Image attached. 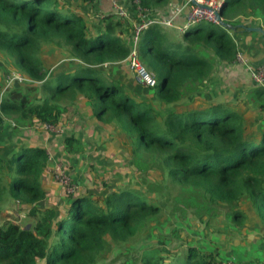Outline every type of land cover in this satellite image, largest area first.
Instances as JSON below:
<instances>
[{"label":"trees","instance_id":"obj_1","mask_svg":"<svg viewBox=\"0 0 264 264\" xmlns=\"http://www.w3.org/2000/svg\"><path fill=\"white\" fill-rule=\"evenodd\" d=\"M58 2L0 0V59L9 69L0 78V200L6 193L19 211L26 209L35 219L30 229H24L28 223H0V264L41 260L96 264L113 242L126 243L147 229L154 234L160 220L170 221L172 234L186 240L191 236L184 225L195 218L206 224V230L211 227L231 236L230 241L247 226L264 228V120L254 125L247 118L253 111L264 114V87L238 106L209 99L195 103V96L186 100L188 90L210 79L220 63L236 62L239 50L232 32L243 29L203 21L174 42L162 26H149L142 34L139 56L155 74L157 85L152 95H139L99 66L129 55L130 46L120 37L128 30L125 21L116 14L105 16L102 30L93 35L83 16L61 14ZM141 2L152 9L155 1ZM220 13L234 26H258L264 21V0H228ZM67 61L72 66L62 71ZM54 67L57 75L51 76ZM12 69L33 82L17 83L3 92L5 76ZM75 112L86 117L84 129L99 125L123 143L125 152L116 148L112 157L117 161L126 157L133 165L135 174H140L136 187L107 186L101 195L83 193L81 183L77 193L62 199L59 187L50 185L48 151L58 147L66 157L85 154L79 133L69 132L61 146L48 134L50 146L13 141V135L23 130L31 131L23 137L31 135L37 124L61 127ZM102 143L106 155L109 145ZM144 153L153 157L149 164ZM66 165L75 177L69 159ZM154 171L159 175L152 176ZM168 178L180 186L177 195L170 194ZM48 200L53 204H46ZM222 216L224 228H214L213 221ZM183 249L174 259L179 253L155 247L144 251L140 261L225 264L205 244L203 249L192 244Z\"/></svg>","mask_w":264,"mask_h":264},{"label":"crops","instance_id":"obj_2","mask_svg":"<svg viewBox=\"0 0 264 264\" xmlns=\"http://www.w3.org/2000/svg\"><path fill=\"white\" fill-rule=\"evenodd\" d=\"M58 1H59L58 4L61 6V14H68L70 11L72 13H76L78 15L83 16L87 22L89 33L93 35H98L99 32L102 30L104 26L105 16L116 14L115 9L113 7V0H96L93 4H83L81 3L80 0H58ZM117 1H119L121 5H123L131 14H133L134 9L131 3L132 0H117ZM154 1H155L154 4L151 6L152 9L150 8L151 10L155 12H162L163 14L164 13L168 14L171 13V11L175 7L183 5L186 0H159V2H156V0ZM135 19L137 20L138 17H135ZM246 19L247 21L248 20L250 21V18H243L244 21ZM254 20H256V18ZM260 25L264 27V21H261ZM129 29L130 28H128L126 33L123 35V38H121V40L126 41L127 43L131 35V30ZM240 30L241 29H239V31ZM242 31L243 30H241V32H232V34L237 42L239 52L245 55L246 61L244 63L235 62L233 64L220 63L218 65L217 70L212 74V77L210 78L212 82V87L215 88V91L213 92V94L215 95L214 96L210 95L209 100L218 103L238 106L243 102L244 103L248 102L251 99V97L254 96L256 88L261 89L264 87L256 84L251 77V69L253 67L260 64L264 65V36L258 32H245V31L242 32ZM172 39L174 42H178L181 40V37L178 39L176 38H172ZM69 69L70 68L66 69L65 66L62 67V71H69ZM122 72L124 76H126V79L129 80L131 74L130 73L128 74L127 70L125 71L123 70ZM55 75H57V72L54 67L53 72H51V76H55ZM126 79L124 80V82H126L128 87L136 91L139 95H143V94H146V96L149 94L152 95L154 90H150L149 93L148 92L146 93L142 90L143 84L136 83L139 86L137 87L132 82L133 84L130 85L128 83L129 81H126ZM135 86L138 89L134 88ZM195 97H196L195 103L200 102L203 99V98H199L198 96ZM251 104H253V102H251ZM253 112L247 118L248 120L253 121L254 125H257L260 121L264 120V114L262 115L261 113H257L255 111ZM73 114L76 117V121H78L77 124L80 123V120L83 123L78 125L79 127H74L75 121H73V118H71ZM73 114L70 116V118H68V120H66L65 124H63V126L67 128V134L69 132L72 133L73 131H77L79 133L78 138L82 139L85 142V146L90 142L93 143L95 140L100 139L99 134L95 135V133L92 132L94 134L93 135L91 132L83 128L85 125L84 118L86 117H84L82 113L75 112ZM93 126H89L88 129L96 130V127H98V125L96 124H93ZM102 132H104V135L103 136L101 135V142L102 141H105L107 143L108 141L110 142L108 143L109 149H108V153L106 154V155L108 154L110 155H108L106 158L105 156H103L104 154H101V159H99V161H101L102 166H104V168L107 169L106 166L110 167V165L115 161L114 158L112 157V154L116 152V148H120L119 152H121L122 146L124 145L122 142L119 141L117 136H113L110 133L107 134L108 131L106 129L104 130L101 127V133ZM28 133L30 132H25V135ZM87 133H90V135L88 136ZM21 134L23 133L20 132L17 136L13 135V141L18 145L24 144L28 146H33L34 143L41 142L50 146V143H52V140L49 138V136L45 137V135L43 134L40 135L41 133L32 132L31 135L25 136L26 138L23 137ZM121 135L124 137L123 133ZM64 139L65 137H58V140H54V141H57L58 146H61ZM102 149L104 148L102 147ZM49 151L52 153L53 156L56 157L58 155H61L60 153L62 150H60L57 147L56 150L50 149ZM84 155L85 154L79 156L67 155L71 166L73 165L76 171H78L81 168L83 163L82 159H84ZM53 161L54 160H52V163ZM52 163L51 160L49 159L48 169L50 168ZM75 176L77 177V174H75ZM49 177L51 182V183L49 182L50 185L52 187L54 185L56 186L55 188H58L59 186L56 184V182L54 183L51 173ZM58 189L60 190V188ZM211 232H212L211 237H209V239L210 238L211 239L208 240L209 243L207 245L208 247L207 250L213 251L217 255L218 259L223 260L224 262L235 261L238 264H264V228L262 226L260 225L247 226L242 230V234H237V237L235 238L233 237L232 241L229 240L231 236L227 237L225 233L219 234V232L215 230Z\"/></svg>","mask_w":264,"mask_h":264},{"label":"rangeland","instance_id":"obj_3","mask_svg":"<svg viewBox=\"0 0 264 264\" xmlns=\"http://www.w3.org/2000/svg\"><path fill=\"white\" fill-rule=\"evenodd\" d=\"M54 2V0H52ZM156 10V9H154ZM246 22L247 19L245 20ZM209 23L206 22L205 26H208ZM165 33H168L169 37L171 38H180L182 33L177 31L174 28L162 26ZM195 28V27H193ZM192 30V29H191ZM142 37V35H141ZM122 38V37H121ZM141 41V38H140ZM140 44V42H139ZM63 60V58L61 59ZM59 61L58 63H61L62 61ZM78 61V60H76ZM62 66H65L66 68L72 66V61L64 62ZM146 65V64H145ZM148 71L150 69L145 66ZM7 65L0 59V78L3 77L4 73L8 71ZM13 70V69H12ZM127 70L128 74L130 73L129 80L126 79V76H124L122 71ZM115 78H121L123 80L126 79V81H129L128 83L132 85L133 83L139 87L136 83H139L136 81L134 75L132 74L131 70L129 69L127 62L123 59L118 62H115L114 64H110L108 67L105 68L104 74L105 75H111ZM111 75V76H112ZM133 82V83H132ZM41 83V82H40ZM142 84V83H139ZM134 88H137V87ZM197 87V88H196ZM187 92L186 100L189 101V98L192 96H198L199 98L203 99H209L210 95L214 96L213 92L215 91V88L212 87V82L210 79H208L204 84L200 85L199 87L196 86ZM138 89V88H137ZM142 90L144 92H148L150 90H154L153 87H149L145 84L142 85ZM151 93V92H150ZM41 95L44 96L45 92L42 91ZM205 96V97H204ZM207 97V98H206ZM157 104V103H156ZM73 121H75L74 127H79L78 125L83 124L80 120V123L76 121L75 115H72ZM99 126V125H98ZM94 127V126H93ZM96 127V130H98V134L100 135L99 140H95L93 143L90 142L89 144H86L87 150L84 155V159H82V166L81 168L76 171L75 169L72 171L75 174H77V179L82 183V188L86 189V192L83 193H92V192H98L101 193V195L106 194L107 186L113 187L115 189H122V188H128L130 187H136V184L139 183V176L140 174L136 175L135 169H133V165L127 160L126 157L119 158V160H115L110 167L106 166L109 171H107L104 166H102L101 161V154H104L102 147L103 143L101 144V135H104V132L101 133V128ZM26 130L21 131V133L25 134ZM31 132V131H30ZM89 132H91L89 130ZM40 135H50L47 132H40ZM89 136L90 133H87ZM94 135V134H93ZM56 140H58V137H55ZM59 142V141H58ZM108 143H110L108 141ZM102 149V150H101ZM105 149V147H104ZM106 150V149H105ZM62 152V151H61ZM121 152H125L122 150ZM126 154V153H125ZM107 158L108 155H103ZM150 156V157H149ZM143 158L146 160V162L149 164V159L151 158L153 160V157L151 154L144 153ZM154 158H157L154 157ZM129 164L131 166H129ZM75 168V167H74ZM71 169V165H70ZM72 170V169H71ZM80 174V175H79ZM159 173L156 171L153 172L152 176H158ZM153 178V177H152ZM81 179V180H80ZM155 180V178H153ZM168 186H169V192L171 195H177L180 192V186L175 183L172 178L166 179ZM142 190H146L144 187ZM92 191V192H91ZM58 196L60 198H66L65 193L60 190H58ZM100 195V196H101ZM51 197V196H50ZM61 199V200H62ZM163 202V198L160 199ZM46 204L51 205L53 204L50 200L46 202ZM28 212L26 209L23 211H19V208L16 206L15 201H13L6 193L3 194L2 200H0V223L4 224L7 221H13L18 222L20 224H33V221L35 219L32 216L28 215ZM161 219V218H160ZM192 219V218H191ZM197 222V224H196ZM226 220L222 217L216 219L213 221L214 228L222 229L225 225H222L225 223ZM171 226L172 224L170 221H167L165 223H162V220L157 224V231L152 234L149 229L147 231H141L137 235L130 237L129 240L126 243H115L113 242V246L111 245L110 248H105V250L102 251L101 255L97 259L96 264H141V256L144 251H147L148 249H152L155 247H158L161 250H169L174 255L173 258H177L181 256L185 251L183 248H185L187 245L192 244L195 246H198L199 248L203 249V244L208 245L209 237H211V227H208V230H206V224L200 223L195 218L194 222H189L185 224L184 226L188 229L189 235L191 236L190 240H186L185 237L182 238H176L171 232ZM216 234V233H215ZM218 235V234H217ZM219 236V235H218ZM152 237V238H151ZM151 238V239H150ZM189 243V244H188ZM208 249V247H207ZM38 264H45V260H41L38 262Z\"/></svg>","mask_w":264,"mask_h":264},{"label":"built area","instance_id":"obj_4","mask_svg":"<svg viewBox=\"0 0 264 264\" xmlns=\"http://www.w3.org/2000/svg\"><path fill=\"white\" fill-rule=\"evenodd\" d=\"M197 4L193 3V0H186L183 5L175 7L171 13L155 12L149 7L143 5L141 0H132L133 14H131L119 1L113 0V7L116 15L120 16L126 23L127 28H130L131 35L128 41L130 46L129 55L124 59L127 62L129 69L134 75L136 81L145 84L149 87H156L157 81L155 74L152 71H148L141 61L139 53V42L143 32L151 25H160L171 27L185 33L194 30L203 21H210L219 24L217 19V13H220L222 6L228 0H195ZM135 17H138L136 20ZM195 27V28H193ZM123 38V36H120ZM246 57L243 53L238 51L236 63H244ZM110 64L108 62L99 66L106 68ZM252 80L260 85L264 86V65L260 64L251 69ZM25 73L20 70L13 69L9 71L4 79L3 92L7 88H11L17 83H31ZM32 132L40 133L47 132L52 137H65L67 134V128L63 125L61 127L53 123L37 124ZM49 159L53 163L50 166V173L53 180L59 186L62 192L67 195L77 193L81 188V182L75 178L67 167V159L62 152L61 155L53 156L48 151ZM54 158V159H53ZM225 264H238L235 261H228Z\"/></svg>","mask_w":264,"mask_h":264},{"label":"water","instance_id":"obj_5","mask_svg":"<svg viewBox=\"0 0 264 264\" xmlns=\"http://www.w3.org/2000/svg\"><path fill=\"white\" fill-rule=\"evenodd\" d=\"M193 3L194 4H197V2L195 0H193ZM217 19L219 21V24L227 29H230V30H237V29H243L247 32H258L260 33L261 35L264 36V27H262L261 25H258V26H250V25H245V24H238L236 26L232 25L231 23H228L227 21H225L223 18H222V15L221 13H217ZM31 227V224L28 223L24 229H30Z\"/></svg>","mask_w":264,"mask_h":264}]
</instances>
